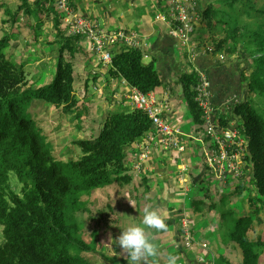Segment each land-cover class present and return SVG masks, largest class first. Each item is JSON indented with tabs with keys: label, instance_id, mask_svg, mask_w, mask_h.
Listing matches in <instances>:
<instances>
[{
	"label": "trees",
	"instance_id": "1",
	"mask_svg": "<svg viewBox=\"0 0 264 264\" xmlns=\"http://www.w3.org/2000/svg\"><path fill=\"white\" fill-rule=\"evenodd\" d=\"M262 6L255 0H211L200 9V25L194 38L202 42L209 40L207 42L212 45L214 53L223 51L229 57L249 59L248 73L244 77L245 98L232 106L226 119L221 114L219 123L227 127V122L233 120L247 139L248 150L244 159L248 158L250 162L252 185L239 179L235 183V191L219 195L217 203L214 200L210 202V206L220 212L222 227H228L227 231L220 233L222 242H232L241 251L239 264H259L264 251V240L249 237L256 220L250 213L239 215L231 207L235 202L229 199L231 195L241 197L245 191L251 193L249 187L253 186L259 202L255 208L261 211L264 222ZM50 9L57 28L54 43L58 45V52L53 79L49 83L26 88L23 68L6 57L4 50L8 47V40L6 36L0 37V224L3 235L0 264H90L88 256L99 248L96 234L92 231L88 237L84 236V229L76 218L77 210L83 205L81 196L90 195L113 182H132L133 172L126 164L125 150L131 146L135 148V143L151 130L150 120L144 111L134 107L116 108V111H109L96 137L75 141L81 149L77 158L64 163L55 158L42 141L28 109L32 100L43 101L64 112L75 107L76 74L65 53L71 58L79 53L82 37L67 35L57 10L52 6ZM38 10H34L29 0H19L17 9L8 13L9 20L18 22L19 13L33 19L42 17L39 16L42 7ZM27 25L42 26L39 20ZM124 47L114 50L107 77L123 79L143 93L160 88L163 81L154 62H143L144 50ZM88 75L86 72L84 87L88 84ZM92 80L98 82L97 76H92ZM176 83L194 125L201 129L202 111L194 99L197 73L194 69L180 72ZM10 172H14L21 184L20 193L15 192L9 183ZM144 180L148 184L145 177ZM250 197L253 198L252 195ZM202 203V200L195 199L191 206L202 214ZM256 209L255 218L258 217ZM173 251L168 248L169 254L177 256ZM211 264L230 262L220 256L213 258Z\"/></svg>",
	"mask_w": 264,
	"mask_h": 264
},
{
	"label": "rangeland",
	"instance_id": "2",
	"mask_svg": "<svg viewBox=\"0 0 264 264\" xmlns=\"http://www.w3.org/2000/svg\"><path fill=\"white\" fill-rule=\"evenodd\" d=\"M179 1L181 3H178ZM193 1L196 2V8L198 0H165L166 6L168 5L167 12L170 14V3L188 6ZM202 1L205 4L209 2V0ZM255 1L257 5H264V0ZM29 2L34 10L42 7L41 15H39L42 17L35 16L33 19L31 16L19 13V21L12 23L9 20L8 13L17 9L19 0H0V37L6 36L8 40V47L4 50L6 57L16 66L23 68L27 79L26 88H36L49 83L53 79L58 52V45L54 43L57 28L54 25V17L50 9V6H52L53 10L55 8L53 0H41V2L29 0ZM152 2L155 5L157 0H152ZM71 3L73 4L72 1ZM42 4L43 6H39ZM262 7L264 8V6ZM154 10L155 12H159L156 13L158 17L169 16V14H164L166 12L158 10L157 7ZM75 11L78 10L75 9ZM199 14L200 9H195L187 14L186 18L194 20L196 16L199 17ZM89 18L98 22L96 19ZM153 19L154 21L162 22L158 21L156 16ZM33 20H39L42 26L32 27L27 25L28 22L33 23ZM164 23L169 25L167 22ZM196 34L197 31L195 30L192 39L194 45L212 48L213 52L212 45L207 42L209 40L205 42L195 40ZM88 50H85V44L83 43L82 49L79 53L74 54L72 58L65 53L67 58L71 60L76 74L74 92L77 96V103L75 107L68 112H64L60 108L53 107L40 100H32L28 109L31 120L39 132L42 141L46 147L50 148L60 163L77 158L81 153V149L75 141L96 137L109 111H116V108L111 106V102L108 101L109 97L113 99V96L109 95L107 91L110 90L107 87L106 89L105 87L103 88L104 98L99 99V82H94L91 75L87 79V86L84 87L85 64L83 62L89 56L88 53H85ZM216 53L223 55V60L227 57V54L223 51ZM147 61L143 58L144 63H147ZM98 81L102 80L98 79ZM175 81L174 86L177 84ZM173 88L176 89V87ZM173 88H171L172 91ZM179 94L181 95V92ZM157 97L160 99L159 96ZM185 105V101L183 100L176 122H178L183 132H189L192 122H190L191 116ZM230 105L232 108L233 101H230ZM231 108L224 111L225 116L231 112ZM195 127L196 133H202V129H197V126ZM199 148L198 142L190 139L188 146L183 152L186 158L182 159V164L186 165L189 163L194 165L198 162V167L192 169L194 174H199L197 180L194 178L195 176L192 174L190 167H187L184 172L181 171L179 173L177 163L179 159L178 155L180 154L178 151L170 150L173 159L169 160L167 158L163 162V164H170L173 161V164L177 168L179 175L178 183H175V187L181 188L183 195L179 196L180 198L174 196L171 200L167 201V197L164 196V201L159 202L157 201L159 197L154 195L155 197L153 198H156L154 201L150 196L151 190L154 187L146 184L145 180L143 181L144 176L142 175L145 171V166L139 172L132 168L131 173L133 172L136 181L132 180L128 184L113 182L103 188L94 190L90 195L84 194L81 196L83 205L77 210L76 218L84 229V236L88 237L92 231L96 234L98 241L97 248H99L98 251H94L92 255L88 256L90 264H128L126 259L128 254L123 251L121 246L114 243V239L121 234L122 228L140 223L145 207H151L167 217L166 230L162 232L149 230V235L158 245V264H165V260L169 255L168 248L170 251H173V248H175L178 264H211L213 258L220 256H224L230 264L240 263L241 251L238 246L232 242L226 244L222 242L220 233L222 234V232L227 231L228 227H222L223 221L220 212L215 208L213 209L210 206V202L214 200L217 203L219 195L235 191V183L239 179H243L244 184L250 183V162L248 158L244 159L246 167H244L240 178H236L235 180L228 178L226 183H220L221 185H219V181L210 178V175L206 178L208 168L203 157L199 154ZM156 150L158 155H161L163 152L160 149ZM154 151H152L149 158L152 157ZM9 183L15 192L20 193L21 184L14 172L9 173ZM223 187H225V191H223ZM229 187L231 188L229 189ZM155 189L157 192L161 191V185L157 184ZM249 189L251 193L245 191L246 193L242 194L244 197L231 195L229 199L235 202L231 207L239 215L250 213L256 222L252 231L249 232V237L251 239L259 237L264 240V222L261 220L262 213L255 208V205L256 207L259 206L258 197L253 186L249 187ZM154 192L155 190L152 191V193ZM170 192H173V190ZM251 195L253 198L250 197ZM195 199L204 202L200 205L201 209H203L202 214L191 206L192 200ZM255 209L258 211L257 218H255L254 214ZM186 232L188 233V237ZM2 242V225L0 224V244ZM100 248L101 251H99ZM259 261V264H264V251H262ZM146 264H153L152 259L150 258Z\"/></svg>",
	"mask_w": 264,
	"mask_h": 264
},
{
	"label": "crops",
	"instance_id": "3",
	"mask_svg": "<svg viewBox=\"0 0 264 264\" xmlns=\"http://www.w3.org/2000/svg\"><path fill=\"white\" fill-rule=\"evenodd\" d=\"M75 9L79 12H83L87 16L96 19L100 27L105 30H116L124 29L127 31L138 32L144 39V45L142 49L144 50V59L148 62L153 61L154 65L163 81V85L156 90L157 96L160 99L165 96L168 98L169 109L165 113L167 121L175 128L180 126L176 122V118L179 116L181 103L184 100L182 93L179 94V86L176 84L174 86V81H177V76L180 72H188L191 69H202L206 71L211 81L212 90V102L214 107L220 111L221 114H225L226 110L222 105L227 99L235 97L237 101L245 98L246 95V82L244 77L248 73L249 59L244 57L237 58L225 57L224 60H220L218 53H199L194 56L193 60L187 55V51L179 46L176 38L170 34L169 25L164 22L154 21L155 12L154 8L157 7L161 12H167L168 5L166 6L165 0H157L154 5L152 0H71ZM210 2V0H209ZM205 4L204 1L198 0L196 9H201L202 5ZM197 31L200 25L199 19L197 20ZM32 23V22H31ZM150 39L151 42H150ZM85 44V50H88L87 43L84 39L81 40L82 44ZM121 43H117L115 48L112 49L113 52L124 47ZM125 48V47H124ZM115 50V51H114ZM88 58H85L83 64H85V73L88 72V77L97 76V81L99 82L98 95L99 99L104 98L103 88L106 87L110 90L107 91L113 99L109 97L108 101L111 102V106L114 108H132L131 103L127 97V85L123 79L108 78L107 70L108 66L104 65L99 61L89 50ZM77 54V53H76ZM92 66V67H91ZM81 72V71H80ZM175 81V82H176ZM104 84V85H103ZM173 87H176L174 89ZM173 88V91L172 89ZM92 99V98H91ZM43 102V101H41ZM186 106V105H185ZM187 108V107H186ZM219 115V116H220ZM191 118V117H190ZM224 119H226L224 115ZM192 122L189 132L187 134H194L195 125ZM227 126H235L233 120L227 122ZM181 130V129H180ZM182 131V130H181ZM183 132V131H182ZM184 133V132H183ZM157 150L154 151L153 155L144 164L145 171L142 176H144L148 185L154 187L151 190V197L155 201L154 195L159 197V202L164 201V196L167 197V201L171 200L172 197H179L183 195L181 193V188L175 187V183H178V171L176 166L171 161L170 164H163L164 160H172V153L162 152L158 155ZM136 153L134 146L128 147L125 150V160L129 169L132 170L133 158ZM177 167L179 173L182 167H190L192 172L193 168L198 167V162L196 164L189 163L188 165L182 164L183 158H186L183 154L178 155ZM167 162V161H166ZM192 174L197 180L199 174ZM177 179V180H176ZM132 180L136 181L132 174ZM161 185V191H156L155 186ZM173 190V192H170ZM180 198V197H179ZM162 232V231H161Z\"/></svg>",
	"mask_w": 264,
	"mask_h": 264
},
{
	"label": "built area",
	"instance_id": "4",
	"mask_svg": "<svg viewBox=\"0 0 264 264\" xmlns=\"http://www.w3.org/2000/svg\"><path fill=\"white\" fill-rule=\"evenodd\" d=\"M178 3H181L180 1ZM195 1L188 6L169 4V16H156L158 21L169 24V32L172 34L179 46L186 48L189 58L193 60L199 53L212 52V48L194 45L192 39L199 17L194 20L187 19L186 15L195 10ZM55 9L61 18L62 24L66 27L70 36H83L89 51L104 65L109 66L112 60L111 49L117 43H122L129 48H142L144 38L138 32L119 30H105L96 21H93L86 14L75 11L71 0H53ZM190 6V7H189ZM169 11V10H168ZM159 13V12H157ZM220 60L224 56L218 55ZM197 83L194 87V99L202 111L203 123L202 133L187 134L179 128L173 127L165 117L169 109L168 98L165 96L158 99L156 91L143 93L136 87L129 85L127 97L132 107L144 111L151 123V130L144 135L143 139L135 143L136 153L133 158V170L139 172L144 169V164L149 160L152 151L176 150L181 155L192 139L198 142L199 154L203 157L208 171L207 177L217 179L220 183H226L228 178L241 177L244 169V153L247 151V139L237 126L224 127L219 123L218 109L212 102L211 81L206 71L195 68ZM237 102L235 97L227 99L222 105L227 110ZM232 105V106H233ZM203 136V137H201ZM186 165V164H185ZM181 171H185L183 166ZM186 227V226H183ZM188 237V233L186 232ZM186 237V239H188ZM188 243V242H187Z\"/></svg>",
	"mask_w": 264,
	"mask_h": 264
},
{
	"label": "clouds",
	"instance_id": "5",
	"mask_svg": "<svg viewBox=\"0 0 264 264\" xmlns=\"http://www.w3.org/2000/svg\"><path fill=\"white\" fill-rule=\"evenodd\" d=\"M166 220L167 217L157 210L145 207L143 218L139 224L122 228L121 234L114 239V243L121 246L123 251L128 254L126 257L128 264H146L150 258L153 264H158V245L149 235V230H166ZM165 264H177V256L169 254Z\"/></svg>",
	"mask_w": 264,
	"mask_h": 264
}]
</instances>
